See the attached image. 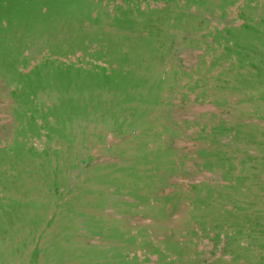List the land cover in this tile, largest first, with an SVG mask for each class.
I'll list each match as a JSON object with an SVG mask.
<instances>
[{
  "label": "rangeland",
  "instance_id": "rangeland-1",
  "mask_svg": "<svg viewBox=\"0 0 264 264\" xmlns=\"http://www.w3.org/2000/svg\"><path fill=\"white\" fill-rule=\"evenodd\" d=\"M0 264H264V0H0Z\"/></svg>",
  "mask_w": 264,
  "mask_h": 264
}]
</instances>
